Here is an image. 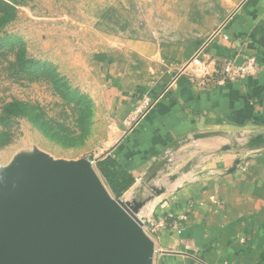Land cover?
I'll return each instance as SVG.
<instances>
[{
    "label": "rangeland",
    "instance_id": "rangeland-1",
    "mask_svg": "<svg viewBox=\"0 0 264 264\" xmlns=\"http://www.w3.org/2000/svg\"><path fill=\"white\" fill-rule=\"evenodd\" d=\"M239 1L0 0V168L21 153L39 150L53 160L91 161L113 198L144 196L139 187L149 186L145 180L152 168L116 197L95 167L156 101L147 96L144 57L133 50L149 44L165 55L173 50L185 57L222 27ZM128 71L137 79L127 82L121 74ZM153 71L160 76L159 66ZM155 83L159 93L166 81ZM122 88L143 96L119 128L109 91ZM220 137L227 144L244 141L239 135ZM205 140L191 137L179 144V159L151 184L170 185V174L213 151L199 150ZM152 214L153 208L141 218L149 234Z\"/></svg>",
    "mask_w": 264,
    "mask_h": 264
},
{
    "label": "crops",
    "instance_id": "crops-1",
    "mask_svg": "<svg viewBox=\"0 0 264 264\" xmlns=\"http://www.w3.org/2000/svg\"><path fill=\"white\" fill-rule=\"evenodd\" d=\"M171 51L165 55L149 44L133 50L144 57L147 96L156 101L107 153L142 182L167 150H175V161L179 144L196 134L214 135L198 148L215 149L193 159L189 172L151 200L152 235L145 233L154 243L152 264H264V149H220L227 144L222 135L245 141L264 134V0H240L206 45L185 57ZM199 51L236 63L253 57L256 72L240 81L200 86L190 74ZM157 66L161 74L153 76ZM121 76L127 82L137 79L132 71ZM159 79L166 83L158 93ZM109 96L115 123L124 128L143 95L122 88L110 90ZM149 193L144 187L143 195Z\"/></svg>",
    "mask_w": 264,
    "mask_h": 264
},
{
    "label": "water",
    "instance_id": "water-1",
    "mask_svg": "<svg viewBox=\"0 0 264 264\" xmlns=\"http://www.w3.org/2000/svg\"><path fill=\"white\" fill-rule=\"evenodd\" d=\"M220 149H264V134ZM171 164L164 155L145 180L150 194L124 201L109 195L91 161L53 160L39 150L17 155L0 168V264H152L154 243L138 213L166 191L151 183Z\"/></svg>",
    "mask_w": 264,
    "mask_h": 264
},
{
    "label": "built area",
    "instance_id": "built-area-1",
    "mask_svg": "<svg viewBox=\"0 0 264 264\" xmlns=\"http://www.w3.org/2000/svg\"><path fill=\"white\" fill-rule=\"evenodd\" d=\"M192 63L195 65V74L191 75L192 80L200 86L240 81L246 76L253 75L257 68L253 57H245L241 63H236L231 58L222 59L202 52L196 54Z\"/></svg>",
    "mask_w": 264,
    "mask_h": 264
},
{
    "label": "trees",
    "instance_id": "trees-1",
    "mask_svg": "<svg viewBox=\"0 0 264 264\" xmlns=\"http://www.w3.org/2000/svg\"><path fill=\"white\" fill-rule=\"evenodd\" d=\"M95 167L116 197H120L135 183V177L130 170L111 154L96 160Z\"/></svg>",
    "mask_w": 264,
    "mask_h": 264
},
{
    "label": "bare ground",
    "instance_id": "bare-ground-1",
    "mask_svg": "<svg viewBox=\"0 0 264 264\" xmlns=\"http://www.w3.org/2000/svg\"><path fill=\"white\" fill-rule=\"evenodd\" d=\"M165 186V185H164ZM166 188V187H165ZM147 189L149 190L150 192V189L149 187H147ZM150 194V193H149ZM124 201H128L126 199H123ZM153 200V199H152ZM131 201V200H130ZM151 207H152V201H148L144 206L143 208L139 211L138 213V217L139 218H146V215L149 213V211L151 210Z\"/></svg>",
    "mask_w": 264,
    "mask_h": 264
}]
</instances>
